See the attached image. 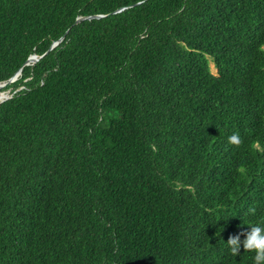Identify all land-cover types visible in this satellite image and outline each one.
I'll return each mask as SVG.
<instances>
[{"label": "trees", "instance_id": "trees-1", "mask_svg": "<svg viewBox=\"0 0 264 264\" xmlns=\"http://www.w3.org/2000/svg\"><path fill=\"white\" fill-rule=\"evenodd\" d=\"M4 83L0 264H264V0H0Z\"/></svg>", "mask_w": 264, "mask_h": 264}, {"label": "water", "instance_id": "water-1", "mask_svg": "<svg viewBox=\"0 0 264 264\" xmlns=\"http://www.w3.org/2000/svg\"><path fill=\"white\" fill-rule=\"evenodd\" d=\"M103 16L102 15H94V16H83V17H79L75 24H79L80 22L84 21V20H92V19H96V18H102ZM65 36H63L60 40L56 41L53 43V45L51 46L50 50L55 48L56 46L59 45V43L64 39ZM39 60L38 56L37 55H33L29 58V60L27 61L26 65H29V64H34L36 63L37 61ZM22 73V70H20L13 78H11L8 83H11V82H14L16 81L19 76L21 75ZM8 83H4V84H0V88H3L5 87ZM11 98V97H9ZM8 97L4 98V99H0V103L5 101V100H8L9 99Z\"/></svg>", "mask_w": 264, "mask_h": 264}, {"label": "rangeland", "instance_id": "rangeland-1", "mask_svg": "<svg viewBox=\"0 0 264 264\" xmlns=\"http://www.w3.org/2000/svg\"><path fill=\"white\" fill-rule=\"evenodd\" d=\"M211 67H212V72H213V73H216V69L214 68V65H213V64L211 65ZM2 93L5 94V95H8V98L12 96L10 91L2 92ZM2 93H1V94H2ZM1 94H0V95H1Z\"/></svg>", "mask_w": 264, "mask_h": 264}, {"label": "bare ground", "instance_id": "bare-ground-1", "mask_svg": "<svg viewBox=\"0 0 264 264\" xmlns=\"http://www.w3.org/2000/svg\"><path fill=\"white\" fill-rule=\"evenodd\" d=\"M6 97H8V95H5V94H3V93L0 95V99H4V98H6Z\"/></svg>", "mask_w": 264, "mask_h": 264}]
</instances>
